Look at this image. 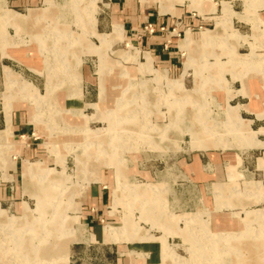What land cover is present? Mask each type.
Masks as SVG:
<instances>
[{"label":"rangeland","instance_id":"obj_1","mask_svg":"<svg viewBox=\"0 0 264 264\" xmlns=\"http://www.w3.org/2000/svg\"><path fill=\"white\" fill-rule=\"evenodd\" d=\"M262 125L264 0H0V264H264Z\"/></svg>","mask_w":264,"mask_h":264},{"label":"crops","instance_id":"obj_2","mask_svg":"<svg viewBox=\"0 0 264 264\" xmlns=\"http://www.w3.org/2000/svg\"><path fill=\"white\" fill-rule=\"evenodd\" d=\"M168 38H170V37H168V34L164 37H162V34H161V36L160 35L159 36L153 35L149 39H145L142 41H144L145 46L149 47L148 52L150 54H152V57H154L158 62H162L161 64L164 66H167L169 69L175 70V68L178 66V63L180 62V60H179V47L177 45L172 44V43H168L169 41H166V40H168ZM5 65L6 64H3V67ZM260 112H257L256 115L259 116L258 114ZM249 119L252 120V118H249ZM4 120H5V126H7V121H6V119H4ZM262 126H264V125H262ZM262 126H260V127H262ZM260 127H258V128H260ZM216 158H217L216 155H215V157L213 155V159H216ZM199 159H200L199 157H197L195 159V161H194L195 166L194 167H196V165L198 166V160ZM227 173H229L228 165H227ZM228 177H229V174H228ZM248 181L253 182L252 180H248ZM248 181H245V182H248ZM254 181H260V180L256 179ZM232 183H233V181H231L230 185L228 186L229 183L227 184V182L226 183L215 182L214 185H215V187H218V190H222L224 192L223 193L224 195H228L229 194L228 188H230V186H231V188H230V190H231L233 185L235 184V182L233 184ZM261 186H262V197L264 198V185L261 184ZM226 191H227V193H226ZM107 198H108V192H107V189H105L104 184L101 186L93 185V187L91 189V193L89 195V200L92 201V203H93V206H92L91 210L89 211V216H90L89 220L92 221V219L94 218V217L92 218L91 216H95V214H94L95 209L97 210V213L103 212V210H104L103 208L106 205L105 201L107 200ZM111 200H113V197ZM244 202H246V200ZM246 203H248V202H246ZM108 212H110V211L108 210ZM224 213H225L224 215L217 214L215 216L214 227L216 229H223L220 225L222 223V220H224V221L228 220V223L231 222V220H230L231 218L228 215L231 214L232 212H229V213L224 212ZM94 221H96V220H93V222ZM97 224L98 223H96V224L93 223L92 226H93L94 230L98 231V233H99L101 230V227L103 225H97ZM232 224H233V222H232ZM160 247H161V245H160ZM117 259H118V257H117ZM161 260H162V252H161ZM134 263L144 264L142 261H140V259H136L134 257L132 259L128 258L126 260V262H124V257H119V261L117 262V264H134ZM151 264H157V262L151 263Z\"/></svg>","mask_w":264,"mask_h":264},{"label":"bare ground","instance_id":"obj_3","mask_svg":"<svg viewBox=\"0 0 264 264\" xmlns=\"http://www.w3.org/2000/svg\"><path fill=\"white\" fill-rule=\"evenodd\" d=\"M202 31V30H201ZM201 33V32H200ZM208 36H210V33L203 31L201 41H208ZM188 39H192V35L190 32H188ZM103 230V228H101ZM254 247V246H253ZM256 249V246H255Z\"/></svg>","mask_w":264,"mask_h":264},{"label":"built area","instance_id":"obj_4","mask_svg":"<svg viewBox=\"0 0 264 264\" xmlns=\"http://www.w3.org/2000/svg\"><path fill=\"white\" fill-rule=\"evenodd\" d=\"M146 27H149V32H152L154 30V27H152V23L151 22H148Z\"/></svg>","mask_w":264,"mask_h":264}]
</instances>
